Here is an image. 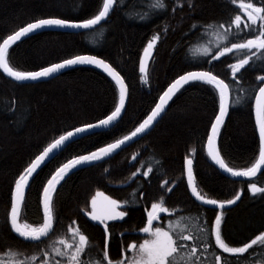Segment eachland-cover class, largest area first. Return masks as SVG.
<instances>
[{
    "label": "trees",
    "instance_id": "obj_1",
    "mask_svg": "<svg viewBox=\"0 0 264 264\" xmlns=\"http://www.w3.org/2000/svg\"><path fill=\"white\" fill-rule=\"evenodd\" d=\"M123 3L124 10L116 7L96 30L86 34L44 32L9 50L10 65L23 71H36L75 55H95L120 72L129 91L126 112L115 128L72 143L36 175L22 207V223L37 226L42 222L39 204L42 186L60 164L129 134L150 113L167 86L180 75L211 69L225 82L232 80L228 65L236 63L240 54L229 53L212 64L205 63V58L194 48L212 37L198 40L202 29H192V25L227 22L230 17L234 18L238 13L228 0H193L192 8L185 3L175 13L171 7L175 6L176 0H167L168 11L146 21L128 18L137 15L132 9H139L143 0H123ZM101 4L102 0H0V41L39 18L57 17L72 21L91 18ZM165 26L168 27L166 33L163 31ZM156 33H160L161 39L149 60L148 83L144 84L140 79L139 60L144 47ZM246 69L237 74L239 84L232 87L231 110L219 138L221 155L235 170L251 167L258 158L259 149L253 93L258 91L257 77L264 75V69L248 66ZM13 98L18 102L19 112L25 115L14 123L10 115L0 112V253L10 245L24 256H39L40 252L18 239L6 223L14 179L44 146L61 133L95 123L109 114L114 106V83L102 72L87 67L72 68L53 80L37 84L15 83L0 72V101ZM218 109V97L210 87L185 86L151 133L117 156L68 177L54 196L59 221L55 225L57 235H63L75 221L73 226H78L91 243L98 246L93 254L103 247V225L96 226L97 222L86 215L91 210V197L96 191H103L122 203L131 200V194L137 192L138 204L122 209L127 211L125 218L107 222L110 258L119 259L128 244L142 242L144 234L139 233V229L146 222L145 209L150 210L151 203L157 202L161 196H164L170 213L175 214L171 219L199 216L202 223H213L216 212L195 201L187 188L185 158L193 160L198 190L206 198L225 201L233 199L237 192L242 193L239 201L224 210L222 233L230 246H242L264 232V196H253L247 188L249 182L264 187V174L251 181H234L217 170L207 155V136ZM134 155L136 160H132ZM155 160L160 161V165H154L156 170L143 177L140 173ZM137 169L140 173L132 177ZM161 216L163 218L158 223L167 227L169 214ZM204 258L209 262L212 260L207 253ZM227 264H264V252L250 249L239 260L228 259Z\"/></svg>",
    "mask_w": 264,
    "mask_h": 264
},
{
    "label": "snow or ice",
    "instance_id": "obj_2",
    "mask_svg": "<svg viewBox=\"0 0 264 264\" xmlns=\"http://www.w3.org/2000/svg\"><path fill=\"white\" fill-rule=\"evenodd\" d=\"M228 2L238 13L234 15V18L230 17L227 22L192 25V29L193 31L202 29L198 40L212 37L203 45L197 44L194 48L200 56L205 58V63L212 64V61L219 60L220 57L229 53L234 56L236 53L240 54L236 63L228 65L232 76L231 82H225V79H221L211 69L188 71L167 86L159 97V102L129 134L117 138L95 151L73 156L67 162L60 164L42 186V193L39 198V204L42 208V222L37 226L21 222L26 190L30 187V181L34 180V174L42 165L56 159L69 144L82 138L84 134H95L97 129L110 130L115 128L125 111L126 100L129 95L128 85L115 67L95 55H75L36 71H23L10 65L9 50L22 38L44 29H78L84 30L85 34L96 30L98 27H102V22L107 20L116 7L124 10V3L123 0H102L97 13L82 21L57 17L39 18L0 41V72L17 83L51 78L66 68L78 65H89L101 69L114 83V106L109 114L95 123H87L61 133L44 146L14 179L6 223L9 225L10 232L15 233L22 242L34 246L40 255L24 256L22 252L13 250L8 245L7 250L0 253V264H227L228 259L239 260L245 253H249L250 249L253 252L258 250L264 252V232H260L249 242H245L239 247L230 246L226 242L222 233L224 210L239 201L242 193L237 192L233 199L225 201L206 198L198 190L193 174V160L189 158H185L187 188L190 189L191 196L195 198V201L211 207L216 212L213 223L209 224L206 221L202 223L199 216L195 218L179 216L177 219H171L175 214L170 213L169 208L165 206L164 196H161L157 202L151 203L150 210L145 209L146 222L139 229V233L144 234L141 238L142 242L128 244L123 249L119 259L110 258L108 250L109 225L107 222L122 221L127 215V211L122 209L135 207L138 204L137 192L131 194V200H125L122 203L106 195L103 191H96L91 197V211L87 212L86 215L90 217L91 221L97 222L96 226L103 225L105 240L101 249L93 254L94 249L98 246L93 245L90 238L78 226H73L76 224L75 221L68 226L63 235H57L55 229V225L59 222L54 207V196L58 192V186H62V182H66V178L73 171L106 161L126 142L146 134L158 117L165 112L169 101L185 86H208L218 97L219 111L215 121L211 124V133L207 136L205 145L207 155L215 165H218L224 173L236 178H251L256 177L257 173L264 174L262 172L264 169V75L257 77L259 81L258 91L254 90L253 93L255 123L259 133L258 158L251 167L235 170L225 163L217 145L220 128L229 111L232 87L234 84H239L237 74L241 73L242 69H246V66L264 69V0H248V2L228 0ZM185 3L189 8L194 6L193 0H176L171 11L175 13L177 8H183ZM168 9L167 0H143L139 9H132V11L137 12V15H129L128 18L139 21L151 20L155 15H161ZM163 31L166 33L168 27L165 26ZM160 39V33L153 34L140 57V79L144 84L148 83L147 62ZM236 102L239 103V99ZM0 104L3 105L0 107V112L10 115L14 123H18L24 118L25 114L19 112V105L15 98L0 101ZM136 159L137 157L134 155L132 160ZM154 165L159 166L160 161L155 160L154 163H149L147 170L142 173H140V169H137V172L132 173V177H136L138 173L147 177L149 173L156 170ZM141 167L144 165L142 164ZM140 187L142 188V185ZM247 188L253 196L257 194L264 196V187H259L255 182H249ZM163 213L169 214L167 227L158 223L163 218L161 216ZM205 253L212 256L210 262L206 258L202 259Z\"/></svg>",
    "mask_w": 264,
    "mask_h": 264
},
{
    "label": "water",
    "instance_id": "obj_3",
    "mask_svg": "<svg viewBox=\"0 0 264 264\" xmlns=\"http://www.w3.org/2000/svg\"><path fill=\"white\" fill-rule=\"evenodd\" d=\"M112 12H113V11H112ZM112 12L110 13L109 17L111 16ZM109 17H108V18H109ZM108 18H107V20H108ZM107 20H106V21H107ZM106 21H105V22H106ZM105 22H102V24L105 23ZM44 32H57V33H65V34H79V33H83L84 30L68 29V28H66V29H60V28L44 29V30L37 31V32H35V33H33V34H29L27 37L22 38L21 41H23V40H25V39H27V38H29V37L35 36V35H37V34L44 33ZM21 41H18L17 43H19V42H21ZM13 46H14V45H13ZM79 67H87V68L96 69V70L102 72L103 74H105L101 69H98V68H96V67H94V66H89V65H78V66H73V67L66 68V69L62 70L60 73L56 74L54 77H51V78L41 79V80H38V81H27V82H21V83H19V84H37V83L47 82V81H50V80H53V79L59 77L61 74H63L64 72H66V71H68V70H70V69H72V68H79ZM2 74H3V73H2ZM3 75L6 77L5 74H3ZM105 75H106V74H105ZM106 76H107V75H106ZM6 78H8V77H6ZM8 79H10V78H8ZM10 80H11V79H10ZM11 81H12V80H11ZM13 82H15V81H13ZM15 83H17V82H15ZM165 90H166V89H165ZM181 90H182V89H181ZM128 92H129V91H128ZM178 93H179V92H178ZM178 93H177V94H178ZM162 94H163V93H162ZM177 94H176V95H177ZM174 98H175V96L173 97V99H172L171 101H169L168 105L166 106L165 112H163V113L161 114V116L158 117L157 121L154 122L153 126L147 131L146 134H143L142 136H139V137H135V138H133V140H131V141H129V142H126V144L123 145V146L121 147V149H118L115 153H113V155H112L111 157L107 158V160H109V159H111V158L117 156L120 152H122L123 150L129 148L130 146H132L133 144H135L136 142H138L139 140H141L142 138H144L145 136H147L149 133H151L152 130L156 127V125L160 122V120H161V119L163 118V116L165 115L167 109L169 108V106H170V104L172 103V101L174 100ZM128 102H129V95H128V98H127V100H126L125 111L122 113V118H123V116H124V114H125V112H126ZM158 102H159V99H158L157 103H158ZM229 104H230V107H229L228 114H227V116H226L225 119H224V123H223V125H222L221 128H220L219 136L217 137V145H218V147H219V138H220V134H221L222 128H223V126H224V124H225V122H226V120H227V118H228V116H229L230 109H231V94H230ZM254 105H255V101H254ZM218 111H219V109H218ZM217 114H218V113H217ZM253 114H254V122H255V107H254V106H253ZM120 121H121V120H120ZM214 121H215V119H214ZM214 121H213V122H214ZM255 127H256V123H255ZM102 131H107V130L97 129V130H95V133L102 132ZM256 132H257V136H258V139H259V133H258V129H257V127H256ZM210 133H211V129H210L209 134H210ZM89 135H92V134H84V135L82 136V138H84V137H86V136H89ZM82 138L76 139L75 142H77L78 140H80V139H82ZM73 143H74V142H73ZM71 144H72V143H71ZM71 144H69L68 146H70ZM68 146H67V147H68ZM67 147H66V148H67ZM66 148H65V149H66ZM65 149H64V150H65ZM64 150H63V151H64ZM94 151H95V150H94ZM206 152H207V149H206ZM209 159L211 160L210 157H209ZM107 160H106V161H107ZM52 161H53V160H52ZM52 161L47 162V163H45L44 165H42L41 168L38 169L37 173L34 174V178L36 177V175H37V174H38V173H39V172H40V171H41L46 165H48V164L51 163ZM104 162H105V161H104ZM211 162H212V164L215 166V168H216L217 170H219L223 175H225L226 177H228V178H230V179H232V180H234V181H239V182H243V181H251V180L256 179L258 176H260V175L262 174V173H257V176H256V177H251V178H246V177H239V178L231 177L229 174L224 173L222 170H220L219 167H218V165H215V163H214L212 160H211ZM100 163H103V162H100ZM100 163H98V164H100ZM96 165H97V164H96ZM91 167H92V166H91ZM86 168H89V167H84V168H82V169H86ZM82 169H80V170H82ZM80 170L73 171L68 177H70L72 174H74V173H76V172H78V171H80ZM262 172H264V169H262ZM68 177H67V178H68ZM67 178H66V179H67ZM32 181H33V180L30 181V186H31ZM58 187H59V186H58ZM29 189H30V187L26 190V195H27ZM228 207H229V206H228ZM226 208H227V207H226ZM14 234H15V233H14ZM15 235H16V234H15Z\"/></svg>",
    "mask_w": 264,
    "mask_h": 264
},
{
    "label": "rangeland",
    "instance_id": "obj_4",
    "mask_svg": "<svg viewBox=\"0 0 264 264\" xmlns=\"http://www.w3.org/2000/svg\"><path fill=\"white\" fill-rule=\"evenodd\" d=\"M152 54H153V52H152ZM152 54H151V56H152ZM143 55V54H142ZM151 58V57H150ZM150 60V59H149ZM149 60H148V62H147V70H148V64H149ZM99 207V206H98ZM91 211V210H90ZM108 222H110V221H108Z\"/></svg>",
    "mask_w": 264,
    "mask_h": 264
},
{
    "label": "bare ground",
    "instance_id": "obj_5",
    "mask_svg": "<svg viewBox=\"0 0 264 264\" xmlns=\"http://www.w3.org/2000/svg\"><path fill=\"white\" fill-rule=\"evenodd\" d=\"M99 58V57H98ZM10 80V79H9Z\"/></svg>",
    "mask_w": 264,
    "mask_h": 264
}]
</instances>
